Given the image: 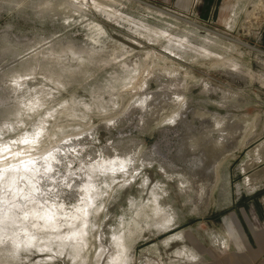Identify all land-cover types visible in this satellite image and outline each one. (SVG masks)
<instances>
[{"label": "rangeland", "instance_id": "obj_1", "mask_svg": "<svg viewBox=\"0 0 264 264\" xmlns=\"http://www.w3.org/2000/svg\"><path fill=\"white\" fill-rule=\"evenodd\" d=\"M260 170L264 0H0V264H264Z\"/></svg>", "mask_w": 264, "mask_h": 264}, {"label": "crops", "instance_id": "obj_2", "mask_svg": "<svg viewBox=\"0 0 264 264\" xmlns=\"http://www.w3.org/2000/svg\"><path fill=\"white\" fill-rule=\"evenodd\" d=\"M261 152L263 153V151L261 150ZM261 177H259L260 178V180L261 181H264V170H260V172L258 173ZM259 180V179H258ZM264 241H262L261 243H263Z\"/></svg>", "mask_w": 264, "mask_h": 264}, {"label": "bare ground", "instance_id": "obj_3", "mask_svg": "<svg viewBox=\"0 0 264 264\" xmlns=\"http://www.w3.org/2000/svg\"><path fill=\"white\" fill-rule=\"evenodd\" d=\"M162 10V9H161ZM167 12V11H166ZM255 15V14H254ZM177 16V15H176ZM260 17V16H259ZM258 20V19H257Z\"/></svg>", "mask_w": 264, "mask_h": 264}]
</instances>
